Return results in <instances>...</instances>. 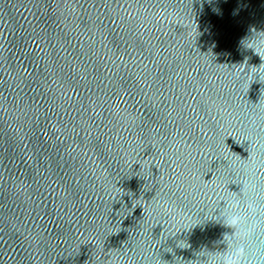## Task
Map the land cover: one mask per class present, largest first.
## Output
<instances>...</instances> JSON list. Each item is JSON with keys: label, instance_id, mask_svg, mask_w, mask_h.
Here are the masks:
<instances>
[{"label": "water", "instance_id": "95a60500", "mask_svg": "<svg viewBox=\"0 0 264 264\" xmlns=\"http://www.w3.org/2000/svg\"><path fill=\"white\" fill-rule=\"evenodd\" d=\"M261 45L264 0H0V264L225 250L192 221L264 187Z\"/></svg>", "mask_w": 264, "mask_h": 264}, {"label": "clouds", "instance_id": "9594fccd", "mask_svg": "<svg viewBox=\"0 0 264 264\" xmlns=\"http://www.w3.org/2000/svg\"><path fill=\"white\" fill-rule=\"evenodd\" d=\"M253 164L255 165L256 162L254 161ZM254 171L255 168L241 166L242 179L239 192L222 201L221 207L212 214L214 219L203 217L193 219L194 225L201 224L205 220H215L231 229V233L226 234L228 239L225 240L224 237L225 250H202L196 254L197 259L192 261L193 264H264V187L253 174ZM160 211L169 219H175L170 205L163 204ZM177 234L169 235L160 244V248L170 237H175ZM182 245L188 244L183 240L177 241V247H188ZM166 250L173 251L170 247ZM149 264H164V261L160 256H153Z\"/></svg>", "mask_w": 264, "mask_h": 264}]
</instances>
